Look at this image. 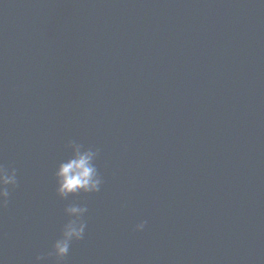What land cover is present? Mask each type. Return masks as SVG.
Segmentation results:
<instances>
[{
	"label": "water",
	"instance_id": "obj_1",
	"mask_svg": "<svg viewBox=\"0 0 264 264\" xmlns=\"http://www.w3.org/2000/svg\"><path fill=\"white\" fill-rule=\"evenodd\" d=\"M68 140L99 149V192L56 196ZM0 164V264L48 252L69 204L62 264H264L245 0H0Z\"/></svg>",
	"mask_w": 264,
	"mask_h": 264
},
{
	"label": "clouds",
	"instance_id": "obj_2",
	"mask_svg": "<svg viewBox=\"0 0 264 264\" xmlns=\"http://www.w3.org/2000/svg\"><path fill=\"white\" fill-rule=\"evenodd\" d=\"M65 148L70 150V158L58 164L54 177L56 180V196L61 200H67L70 196L80 193H97L101 189L103 180L95 166L99 156V149L88 147L68 140ZM18 187L17 172L15 168L5 167L0 164V211L7 208L10 202L12 190ZM87 207L69 204L64 208V214L68 217L64 223L59 238L51 245V249L34 257L33 264L41 261L53 260L54 264H62L69 254V249L74 241L83 240L87 227L83 220ZM147 226L146 220H141L134 226L135 232H142Z\"/></svg>",
	"mask_w": 264,
	"mask_h": 264
}]
</instances>
